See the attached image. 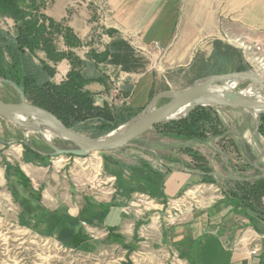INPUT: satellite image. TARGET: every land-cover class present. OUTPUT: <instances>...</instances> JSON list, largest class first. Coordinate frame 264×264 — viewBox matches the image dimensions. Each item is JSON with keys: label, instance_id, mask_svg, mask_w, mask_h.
Masks as SVG:
<instances>
[{"label": "crops", "instance_id": "0c3cea01", "mask_svg": "<svg viewBox=\"0 0 264 264\" xmlns=\"http://www.w3.org/2000/svg\"><path fill=\"white\" fill-rule=\"evenodd\" d=\"M42 1L45 4L43 13L54 22L63 23L70 28L81 42L79 47L72 49L80 60L87 61L90 51H105L112 40L106 30L114 31V35L126 41L136 55L148 60L145 68L137 72H125L120 66L108 63L93 65L95 77H105V83L96 81L85 86V90L95 95L97 105L107 102L131 112L142 110L149 102L151 91L157 94L168 90L155 92L157 82L162 84L164 81L169 85L166 75L178 69L186 71L192 66L197 54L208 58L214 40L218 39L215 21L218 0ZM254 9L255 7H251V10ZM233 11L234 5L231 7V12ZM95 13L99 15L98 18H95ZM236 17L226 21L231 33L236 27L238 32L235 31L234 35L242 36L249 42L258 41L264 46V15L253 16L248 11ZM59 46L63 48L61 42ZM40 56L43 57V54ZM69 69L67 60L57 63L54 81H63ZM117 84L123 90L132 87L130 95L123 102L113 95V88ZM212 109L219 118H223L224 115L228 117V114H232L234 108ZM223 127L226 129L224 128L221 136L214 138L222 140L227 135V125ZM212 137L208 136L205 142L168 140L163 141L161 146L155 143L156 149L153 148L160 155L159 158H154V162L138 155L134 164L126 163L121 157H126L127 152L139 154L129 148L125 151L121 148L101 153L104 154L99 157L103 178L99 179L96 186L101 188L103 184L110 183L109 191L101 193L98 199L84 193L86 201L82 207L76 205L81 197L74 194L73 190L66 195L65 202L58 201L61 193L55 192L50 199L43 195L42 204L47 210L58 214L61 203L64 202L70 216L92 225L86 226L89 234L86 243L90 246L97 241H105L110 229H114L113 233L120 236L119 241H134V233L142 231L143 234L148 231L151 234L157 230L154 238L138 237L137 240L157 241L158 245L163 244L171 249L173 247L189 264H264V221L254 216L246 218L236 214L224 200L217 185L201 183L200 171L185 152L186 148L198 151L215 171L213 161L208 155H203L215 150L210 145ZM45 168L27 164L24 172L31 177V183L35 184L38 174H46L48 168ZM138 172L154 180H161L166 185L171 184L168 194L164 197L159 195L158 198L148 194L140 182L135 183L130 178ZM69 175V171L55 170L47 179L52 180L60 192L61 185L68 184ZM117 175L124 180V186L119 185ZM213 176L216 179V172ZM134 186L140 188L125 191ZM192 189L196 190L192 195V202L184 206V213L179 217L181 219L174 223L165 221L168 206L182 196H187ZM139 194L146 195L149 201L144 202V205H137L135 198ZM161 199L163 201L160 202ZM154 206L159 208L154 214L161 221L157 225L155 221L147 224ZM102 213L103 217L98 220L96 217Z\"/></svg>", "mask_w": 264, "mask_h": 264}, {"label": "rangeland", "instance_id": "374dc122", "mask_svg": "<svg viewBox=\"0 0 264 264\" xmlns=\"http://www.w3.org/2000/svg\"><path fill=\"white\" fill-rule=\"evenodd\" d=\"M233 5L235 6V11L231 12V7ZM251 7H255V9L251 10ZM102 10H100V12ZM248 11H250V14L253 16L264 15V0H218L215 14L217 35L220 34L218 30L221 22L225 25L226 21H230V19L238 15L242 16ZM98 17L99 15L95 13V18ZM6 22L10 24V20H6ZM8 24L6 25L8 26ZM233 30L238 32L236 27H234ZM235 31H233V33ZM256 42L260 46L262 55L264 56V46L258 41ZM197 55V57H200L199 54ZM139 57L142 58L140 62L143 69L148 60L142 56ZM263 64L264 62L262 64L254 63V69L264 80ZM142 69L139 68L138 71ZM183 71L184 70L178 69L169 75L165 74L169 81V85L165 84L164 81L162 84L157 82L155 92H159L162 89L179 92L200 80L196 79L195 71L192 66L184 71V74ZM245 90H250L251 93H260V90L250 82L238 83L231 89V91L235 93H241ZM261 98L264 99L263 96H261ZM0 102H20L19 93L11 85L2 83L1 79ZM165 102L166 101H160L157 105L160 106ZM112 108L115 112L119 109L117 106H112ZM219 119L222 126L227 125V135L225 134L222 140L220 138H214L213 136L210 145L215 150H210V153L206 152L203 154L204 156L208 155L209 159L213 161L212 167L215 169L213 173L216 172L217 174V183L223 185V183L228 180L251 178L253 174H255V167H259V174L264 175V137L257 131L259 116L242 109L234 108L233 113L228 114V117L224 115L223 118ZM25 122L33 123L28 117H25ZM131 122L132 121L127 122L112 132L118 133L125 130ZM166 124L167 122L150 129L136 138L128 146L123 147L121 149L123 151L129 148L133 151H137L139 154L127 152L128 155H126V157H121V159L125 160L126 163L134 164L135 161H137L135 158L141 155L149 160L152 159L154 162V158L157 159L160 155V152L155 150V143H159L161 146L163 141L177 140L163 134L162 130ZM224 128L225 127H223V130ZM83 134L88 137L92 135V133ZM64 141L65 140L58 138L41 126H38L36 129H29L18 126L0 117V264H189L182 256L174 251L175 248L173 247L171 249L169 246H163V244L158 245L157 241L137 240L138 237L154 238L157 236V230H154L151 234L148 231L143 234L142 231H139V234L134 233L132 236L134 241H121L120 244L112 243L105 245L104 243L106 241H97L94 245L90 246L86 241H80V239L71 241L72 239L69 236V231L61 229L67 226L64 222H59V220L63 218L59 217L60 215H69L65 208V197L69 194L70 190H73L75 192L74 194L81 197V199L78 197L79 199L76 205L82 207L83 202L86 201L83 196L84 193H88L90 197L98 199L101 193L110 190V183L106 185L103 184L101 188H97L96 186L99 179L103 178L99 157H103L104 154L99 153L96 158H91L93 159L91 161L88 159L86 162L83 160L87 157L74 158L65 156L59 158L51 156L48 160L42 162H30L31 157L29 154L25 153L23 146L18 144L19 142H25L36 149L39 155L48 156L53 154L51 149L52 146L67 150L73 148L72 145H66ZM245 148L249 149L251 152L254 158L253 161L246 155L247 152H245ZM25 157H27L26 160ZM141 161L144 160L142 159ZM27 164H31V166L34 167L43 166L48 168V170H46V174H38V180L35 179L34 184L33 182L31 183V177L24 172V167ZM141 164L144 163L141 162ZM55 170L70 172L68 184L61 185L60 192L55 188L56 184L52 180L49 181L47 179ZM17 171L22 173L28 182H30L29 188L40 194L41 206L45 210L47 209L42 204V196L45 195L47 199H50L55 195V192L61 193L58 201L61 200L64 202L61 203V209H59L57 214L59 219L57 220L55 217L50 219V224L55 223L52 230L47 223L43 222L45 221L43 219L44 215L42 216L40 212L35 211L27 191H23L24 185L16 175L15 172ZM138 174L139 172L132 175L130 178L135 181V183L140 182L141 186L146 188L148 194L156 198H158L159 195L160 197H164L168 194L167 190L172 186L171 184L166 185L161 180H154L147 175ZM117 176L120 182L119 185L124 186L125 183L122 182L124 180L121 176ZM47 182L49 184H47ZM137 188L140 187H128L125 191L129 189L137 190ZM195 191V189H192L188 195L193 198L192 195H194ZM161 192L164 193V195ZM137 197L135 199H137ZM161 201L163 200L161 199L160 202ZM136 204L144 205V203L139 202H136ZM183 208L173 210L168 206V212L164 215L165 221L167 220L169 223H174L180 220L181 218L179 217L184 213ZM156 209L158 210L159 208L154 206V210L151 212L153 214L147 218V224H153V221H155L156 225L160 223L161 218L158 219L156 217L158 215L154 214L157 212ZM49 212L56 213L55 211ZM144 216L147 217V215ZM102 217L103 213L96 218L100 220ZM141 217H143V215H141ZM153 217H155V219H153ZM75 219H77V224L80 228L79 235H83L84 239L87 238V240H89L88 228H86L89 223L83 222L78 217ZM155 243H157V245Z\"/></svg>", "mask_w": 264, "mask_h": 264}, {"label": "trees", "instance_id": "16d2710c", "mask_svg": "<svg viewBox=\"0 0 264 264\" xmlns=\"http://www.w3.org/2000/svg\"><path fill=\"white\" fill-rule=\"evenodd\" d=\"M42 0H0V79L21 90L29 104L40 107L56 116L67 128L78 133H92L91 138L107 135L118 127L133 121L141 111L131 112L124 108L114 111L110 103L96 104L95 95L85 90L91 82L105 83V77H95L94 66L102 63L120 66L122 71L137 72L142 69V58L134 53L130 45L114 31L106 30L112 37L105 51L96 53L90 51L87 61L80 60L72 49L81 45L72 30L63 23L54 22L48 18L43 9ZM10 20V24L6 22ZM8 24V26L6 25ZM61 42L62 47L59 46ZM43 54V57L40 56ZM198 56V55H197ZM195 56L192 68L196 79H204L212 75L250 70L242 51L215 39L208 58L203 55ZM67 60L70 69L63 81L56 83V65ZM92 64V65H90ZM106 88L108 86L106 85ZM131 86L122 89L126 98L131 93ZM16 90V89H15ZM156 95L151 91L149 100ZM161 125V124H160ZM157 125L155 127H158ZM223 126L212 108L199 107L191 111L185 118L167 122L163 134L177 140L205 142L208 136H221ZM258 133L264 137V115H259ZM66 145L70 142L64 141ZM30 162L48 160V156H41L37 150L25 142H19ZM185 152L195 162L200 171L201 183L217 185L224 196V200L238 215L250 218L257 217L264 221V175L259 174V167H255L251 178L242 180H228L220 185L213 176V170L206 159L197 151L186 148ZM246 155L254 160L249 149ZM27 157H25V160ZM24 185L28 197L31 199L35 211L44 215L43 222L49 228L50 219L54 217L64 222L69 231L71 241L80 239V228L76 217L49 212L41 206V196L33 191L30 182L19 171L15 172ZM57 216V217H56ZM58 225V224H57ZM54 231V230H53ZM110 229L106 244L118 243L120 237ZM81 236V237H80ZM126 248V247H125Z\"/></svg>", "mask_w": 264, "mask_h": 264}, {"label": "water", "instance_id": "95a60500", "mask_svg": "<svg viewBox=\"0 0 264 264\" xmlns=\"http://www.w3.org/2000/svg\"><path fill=\"white\" fill-rule=\"evenodd\" d=\"M241 82H250L260 90V95L264 97V80L252 68L242 72L212 75L198 80L192 86L179 92L165 90L157 93L125 130L98 138H91L67 128L52 113L27 103L23 92L8 82L2 83L9 84L16 89L20 95V102H0V117L29 129L41 126L58 138L70 142L72 149L51 147L56 158L61 156L85 158L93 154L121 149L155 126L183 119L199 107H228L242 109L256 116L264 115V99L247 97L225 87L226 84L236 85ZM160 101L166 102L158 106ZM25 117L30 118L33 123H26Z\"/></svg>", "mask_w": 264, "mask_h": 264}, {"label": "built area", "instance_id": "2783aa9c", "mask_svg": "<svg viewBox=\"0 0 264 264\" xmlns=\"http://www.w3.org/2000/svg\"><path fill=\"white\" fill-rule=\"evenodd\" d=\"M220 34H218V40L231 45L233 47H236L242 51V54L246 60V62L249 64V66L254 69V63L256 64H262L264 62V56L262 55V51L260 46L257 44V42H249L247 39H245L242 36L234 35L231 33V31L226 27V24L223 25L219 24V30ZM264 65V64H263ZM255 70V69H254ZM113 95L118 97L121 101L123 102L124 99H126L123 96V92L121 89V86L119 84L115 85L113 88ZM95 156V157H94ZM97 154H93L85 158L83 161L86 162V160H93L96 158ZM93 158V159H91ZM192 200V197L190 195L187 196H182L180 200H176L173 202V204L170 206V208L177 209V208H183L185 205L188 206L189 202ZM137 202L139 203H146V201H149V198L144 195L140 194L138 195ZM191 207V206H190ZM253 254L255 253L254 251L252 252Z\"/></svg>", "mask_w": 264, "mask_h": 264}, {"label": "bare ground", "instance_id": "6f19581e", "mask_svg": "<svg viewBox=\"0 0 264 264\" xmlns=\"http://www.w3.org/2000/svg\"><path fill=\"white\" fill-rule=\"evenodd\" d=\"M225 87L228 88V89H232L234 87V85L233 84H231V85L226 84ZM241 94L244 95V96H247V97L251 96V97H253L255 99H260L261 98L260 93H251L250 90H245V91L241 92Z\"/></svg>", "mask_w": 264, "mask_h": 264}]
</instances>
